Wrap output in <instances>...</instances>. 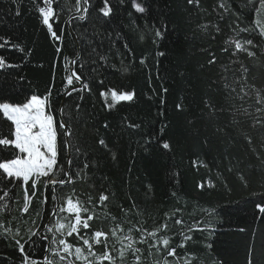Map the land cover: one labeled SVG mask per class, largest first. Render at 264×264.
Segmentation results:
<instances>
[{
    "label": "trees",
    "instance_id": "trees-1",
    "mask_svg": "<svg viewBox=\"0 0 264 264\" xmlns=\"http://www.w3.org/2000/svg\"><path fill=\"white\" fill-rule=\"evenodd\" d=\"M218 2L201 0V6L196 8L188 5L186 0H136L147 7V11L140 14L135 11L133 0H124L123 3L110 0L112 16L98 20L96 9L100 5L98 0H91L87 22L76 21L72 26L77 38L84 28L91 30L93 25L110 34L114 46L110 49L108 67L102 70L105 83L110 88L116 86L121 92L135 93L132 101H122L108 109L96 94V88L100 86L99 76L95 75L92 95L83 93L88 111L96 114L95 119L101 125L105 122L111 125L107 135L115 146L113 150L117 159L105 156L98 168L93 169L91 183H77V191L95 197L98 193L91 185L95 184L97 189L104 186L111 194L108 209H114L118 216V206L131 208L132 200L137 201L142 214L138 216L133 211L132 219L145 220L149 228L164 222L165 213L173 220L183 219V227L169 220L170 228L163 233L169 236L171 246H176L177 254L181 256V260L173 264H184L186 253L194 254L189 258L194 264H246L245 254L252 240L251 234L255 231L258 249L264 243V222L261 220L264 214H258L255 207L257 203H264V195H261L264 193V166L256 161L242 135L243 132L250 133L256 149L264 152L261 148L264 129L251 127L252 116H238L239 125L230 129V136L222 138L216 134V128L228 125L231 114L217 112L210 120L209 110L205 107L206 101L215 102L220 98L218 84L213 83L218 80V74L227 75L232 83L234 75L239 77L240 64H253L252 60L241 55L233 65L231 60L235 58L220 51L225 38L233 35L229 25L235 24L236 20L227 15L220 19L214 11ZM245 4L246 0H232L230 9L239 13L241 25L252 27L259 17L251 6ZM16 7L10 0H0V35L20 43L26 52L30 50V54L5 52L14 63H21L23 57V67L11 71L18 72L24 79L0 75V102L18 103L31 94L43 96L53 86L52 99L59 105L64 97L60 93L64 88L66 69L71 67L64 58H71L76 51L73 33L64 23L75 14V0H58L54 5L60 11V23H55L54 28L58 33L63 29L62 42L51 38L31 0H23L20 4V16L15 15ZM203 24L210 26L208 32L200 30L199 25ZM215 25L220 26L222 34H216ZM157 29L161 30V37L155 35ZM247 35L239 33L241 38ZM213 36L216 38L212 39ZM104 43L105 51H108V39ZM58 46L60 53H57ZM209 49L215 52L216 65L208 64ZM161 52L165 55L161 56ZM141 59L145 64L140 63ZM224 65L235 68V73H221ZM125 67L127 71H121ZM253 79L259 87H264V58L250 73L249 80ZM101 90L104 89L101 87ZM249 92L252 98L245 106H251L255 115L256 94L251 89ZM68 100L73 101L74 97H68ZM178 104L183 106L181 110L177 109ZM129 123L140 127H126ZM9 124L0 113V132L8 134ZM100 134H104L102 128ZM165 142L169 143V149L162 147ZM0 155H7V152ZM237 157L240 163H237ZM233 166L242 168L249 177L248 187L242 185L235 168L233 172L226 170ZM101 176L105 179L101 180ZM209 181L216 187L207 191L198 187ZM67 190L57 189L61 196ZM15 192L19 203L11 205L10 214L2 217L4 220L15 217L13 225L19 222L23 228L26 226L24 221L39 212L47 221L51 203L40 204L42 195L38 194L30 206L31 217H21L18 209L23 202V192L19 188ZM81 198L87 200V195ZM177 208L181 212L175 213ZM196 221L203 223L196 224ZM101 226L107 230L113 224L111 221L97 224V227ZM189 226L204 231L189 232ZM240 228L246 231L241 232ZM182 232L192 236V240L184 241L186 248H179L183 241ZM25 248L32 259L43 260L45 253L41 244L26 245ZM0 264H21L16 245L3 238H0ZM127 264H132L131 257Z\"/></svg>",
    "mask_w": 264,
    "mask_h": 264
},
{
    "label": "snow or ice",
    "instance_id": "snow-or-ice-1",
    "mask_svg": "<svg viewBox=\"0 0 264 264\" xmlns=\"http://www.w3.org/2000/svg\"><path fill=\"white\" fill-rule=\"evenodd\" d=\"M16 5L15 15L20 16V4L23 0H10ZM124 0H121L123 3ZM58 0H31L35 7L41 23L47 28L51 38L56 41H63V29L58 31L54 28L55 23H60V11L54 5ZM99 7L97 19L110 18L113 14V7L110 0H98ZM188 5L199 8L201 0H186ZM232 0H219L214 11H217L220 19L225 15L229 19H235V24H230L229 28L233 33L224 40L220 48L221 52L228 53L231 63L235 65L240 56L253 61L252 65L240 64L239 77L233 76V82L229 83L227 75L218 74V80L213 81L218 84L217 91L219 100L206 101L205 107L209 110L211 120L217 112L228 111L232 119L229 124L217 126L216 134L222 138L231 135L230 129L239 125L238 116H252L251 127L254 129H264V87H259L255 80H249V75L253 68L260 65L264 58V0H246L245 6H251L252 11L259 17L254 21V26H243L239 22V13L230 9ZM92 7L91 0H75V14L70 16L64 23L72 27L76 21L87 22L89 10ZM133 7L137 13L144 14L146 6L136 3L133 0ZM62 11V9H61ZM103 24V21H102ZM208 24L199 25L203 32H208ZM217 35L222 34L219 25H215ZM239 33L248 35L241 38ZM157 37H161L160 29L155 32ZM259 37V39H257ZM216 37L213 36L212 39ZM105 39H108L109 50L105 51ZM76 51L71 58L65 57V63L73 67L66 69L64 76V88L60 93L65 97L57 105L53 97V86H50L45 95L39 96L31 94L21 102H0V113L3 119L10 122L9 133L0 132V153L7 152V155H0V238L13 242L21 255V264H127L129 257L132 264H173L180 261L181 256L177 254V247L171 246L170 238L166 233L169 228V220H173L168 213H165L164 222L154 227H147L143 219H132V213L139 216L142 210L137 201L132 200V207H119L120 215L114 214V209H108L111 203L110 195L104 186L96 188L98 195L95 197L90 193H80L76 185L79 182L91 183L93 169L98 168L99 162L105 156H111L112 160L117 159V154L113 150L114 145L110 143L107 135L111 125L107 122L100 124L95 119V113L89 112L84 104L87 92L92 95V83L94 75L99 76L96 94L105 102V106L111 109L115 104L122 101H132L134 92H121L116 86L111 88L105 83L102 70L108 67L110 49L114 46L110 34L106 30L98 29L95 25L89 30L84 28L80 37L76 38ZM127 48V44L124 45ZM18 52L27 56L25 48L10 37L0 35V75L6 77L16 76L19 80L24 77L18 72L11 70L23 67V57L21 63H14L5 52ZM61 48L57 47V53ZM210 59V66L217 64L215 52L207 50ZM161 56L165 53L161 52ZM141 64L145 60L141 59ZM121 71H127L122 68ZM232 71L224 65L221 73ZM87 73V75H85ZM242 82V83H241ZM239 85V88H237ZM15 87V85H12ZM101 87L104 90H101ZM249 89L255 92V115L251 106H245L247 100H251ZM166 92L167 89H164ZM74 94H79L75 95ZM68 97H74L69 101ZM111 101L109 103L108 101ZM236 101L240 103L237 104ZM182 105L178 104L177 109L181 110ZM126 127L138 129V124H127ZM101 128L104 134L101 135ZM242 135L246 139L250 150L256 161L264 166V152L258 151L255 147L253 136L248 132ZM164 149H169V143H163ZM261 148H264V134H262ZM237 163L240 159L237 157ZM235 172L244 187L249 186V177L243 173L240 167H229L228 172ZM256 166L253 165V171ZM105 177L101 176V180ZM150 187V186H149ZM198 187L202 191L216 187L215 183L209 181L207 185L201 183ZM19 188L23 192L22 205L18 209L21 217H31L30 206L42 195L39 203L52 207L48 210L47 221L39 212L35 217L25 220V227H21L17 222L13 225L12 217L4 220V214H10L11 205L19 203L16 199L15 189ZM68 190L63 196L58 194L57 189ZM230 190V189H229ZM87 195V200L81 198ZM264 195V193H261ZM62 201V202H61ZM258 214H264V203H257ZM97 209H101L98 212ZM181 212L180 208L175 213ZM175 213L173 216H175ZM264 222V215L261 216ZM105 221H111L113 226L105 230ZM175 225L184 226L185 222L181 218L173 220ZM196 224L203 223L196 221ZM127 224V228L125 227ZM204 231L203 228L194 229L189 226L188 231ZM244 232L246 229L240 228ZM183 241L179 248H186L184 241L192 240V236L183 233ZM252 240L249 242L245 261L246 264H264V243L257 248L256 233L251 234ZM71 238V240L69 239ZM76 241L73 243L72 241ZM37 244L43 246L45 253L43 260L38 262L32 259L26 251L25 246L33 247ZM119 245V247H117ZM211 248V245H208ZM172 259H169V258ZM193 253H186L184 264H194Z\"/></svg>",
    "mask_w": 264,
    "mask_h": 264
},
{
    "label": "water",
    "instance_id": "water-1",
    "mask_svg": "<svg viewBox=\"0 0 264 264\" xmlns=\"http://www.w3.org/2000/svg\"><path fill=\"white\" fill-rule=\"evenodd\" d=\"M70 29H71V32L73 33V37H74V40L76 41V35H75V33L73 32V28L72 27H70ZM76 44V43H75ZM71 67H73L72 65H71ZM65 99V97H63V99H62V101Z\"/></svg>",
    "mask_w": 264,
    "mask_h": 264
}]
</instances>
